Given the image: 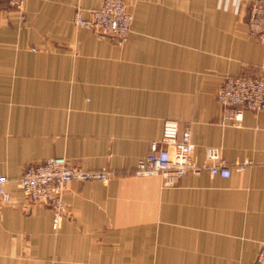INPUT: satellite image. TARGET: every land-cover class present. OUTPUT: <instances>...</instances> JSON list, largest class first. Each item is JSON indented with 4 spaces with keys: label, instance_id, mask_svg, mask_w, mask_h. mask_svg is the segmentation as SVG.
<instances>
[{
    "label": "crops",
    "instance_id": "crops-1",
    "mask_svg": "<svg viewBox=\"0 0 264 264\" xmlns=\"http://www.w3.org/2000/svg\"><path fill=\"white\" fill-rule=\"evenodd\" d=\"M128 41L73 22L103 0H0V264H251L264 242V110L220 124L228 75H264L246 9L222 0H126ZM190 127L196 161L217 146L231 175L205 168L169 183L138 175L164 121ZM65 155L103 181H71L70 212L29 200L18 177ZM251 164L240 170L238 163Z\"/></svg>",
    "mask_w": 264,
    "mask_h": 264
},
{
    "label": "built area",
    "instance_id": "built-area-1",
    "mask_svg": "<svg viewBox=\"0 0 264 264\" xmlns=\"http://www.w3.org/2000/svg\"><path fill=\"white\" fill-rule=\"evenodd\" d=\"M9 5L20 9L26 0H7ZM231 5L236 13L246 9L249 32L264 43V0H222ZM79 27L93 29L101 36L112 35L118 43L129 40L133 31V14L126 0H103L99 7L90 9L85 15L78 7L73 18ZM217 98L223 106L219 122L223 126H241L245 110H264V75H228L218 88ZM194 143L190 127H181L179 120L164 121L162 135L152 140L149 153L138 159L134 172L138 175L160 173L169 183L188 172L199 173L209 169L212 175L229 177L230 165L217 146L207 147L206 160L196 161L192 155ZM251 161L238 163L244 170ZM115 171L109 167L88 169L71 162L67 156L58 155L41 162L28 164L18 177V185L25 196L33 201L48 205L53 211V228L57 230L70 208L65 201L68 184L73 180L109 181ZM10 178L0 174V213L12 195L8 190ZM251 264H264V242Z\"/></svg>",
    "mask_w": 264,
    "mask_h": 264
}]
</instances>
